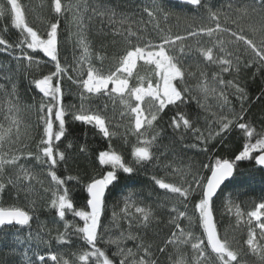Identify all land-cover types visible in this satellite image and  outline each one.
<instances>
[{"label":"snow or ice","instance_id":"snow-or-ice-1","mask_svg":"<svg viewBox=\"0 0 264 264\" xmlns=\"http://www.w3.org/2000/svg\"><path fill=\"white\" fill-rule=\"evenodd\" d=\"M183 2L193 8L204 6L203 0H183ZM152 8L159 10L156 0H152ZM52 10L55 16L47 24L43 33L29 25L26 7L20 0H6V4H0V20L7 17L11 26L20 33V38L14 46L20 50V55L13 56V59L17 61L16 74L23 71L25 75H28V70L33 65L39 66L40 64L39 60L24 51L25 48L31 50L32 53H42L50 62L54 63V71L41 78H33L31 81L34 90L42 94L41 102L37 106V114L42 121V135L37 153L34 155L27 152L24 158L31 159L34 155L38 163L47 165V176L50 177V181L54 185L50 208L55 210L56 217H58V220L54 219L53 223L62 222L64 229L57 235V242L69 245L71 243L69 230L74 228L75 233L81 235L87 249L78 254L72 253L76 257L75 261L66 259L59 252L49 250L44 254L32 250L31 242L34 239L41 240L39 236L34 237L31 231V222L34 219L32 212L25 207L0 205V233H3L4 230H16L12 233L13 244L16 247L9 248L5 258L0 259V264H49L50 261L52 264H115V261L99 246L101 242H104L103 236L99 234L101 217L105 212L106 192L110 186L119 182L121 173L131 175L134 168L125 162L121 154L111 150V139L118 134L114 125L125 119L128 120V131H131L141 144V146L134 147L132 152L137 164L156 161L155 153L161 150L162 134L167 133L166 130H159V125L154 122L158 118L162 119L160 114L169 108V105L179 109L180 104L189 103L193 99L189 95L190 88L180 87L181 84L186 83V70L181 63V57L185 52L182 42L186 41L188 37L202 35L213 37L214 34L217 36L215 44L211 47H200L198 51L204 61L219 64L222 72H230L234 69L239 74L242 53L247 57L243 62V67L255 66L257 71L264 75V0H252L243 8H239L237 10L238 18L232 20L234 28L227 26V17L225 26L222 27L218 14L209 8V19L214 23V27H201L198 30L190 31L187 36H165L160 43L156 44L151 41L141 42L136 32L129 27L126 29V39L130 42L132 37H136L137 42L120 55L115 71H110L107 74L102 73L88 60L89 48L82 34V13L88 11L87 3L85 2L81 6L73 5L70 2L65 4L62 3V0H52ZM68 11H73V20L78 24V32H80L78 43L84 54L79 60H76V65H74V70L77 71L79 78H74L68 67L62 66L59 58L60 17ZM144 11L150 18L155 19L157 13L151 8L146 7ZM92 12L94 14L98 12L101 16L111 13L112 18L116 16L113 9L105 8L101 11L100 8L94 7ZM252 17L256 18V22L248 24L246 31L244 24L240 21ZM125 20V17H121L122 26ZM2 31L7 32V27ZM113 31L117 35L120 34L115 28ZM220 36H226L227 39H220ZM177 42H181V44ZM229 45H236V51H232ZM0 46H3L0 48V52H8L9 55H12L9 50L13 48V45L9 44L2 35H0ZM176 49H178L179 55L176 54ZM101 59L103 58L101 57ZM85 61H87L86 68L84 67ZM140 61H143L145 65L152 66V74L147 78L138 76V81L130 86L133 70ZM201 76L206 78L205 73H201ZM4 78L10 82L13 80L11 73L5 75ZM65 78L79 90V105L68 107L63 105L65 89L62 81ZM212 79L221 86H231L235 90L234 94L241 100L246 97L245 89L238 82L225 81L219 74H214ZM110 85L111 87H109ZM199 87L204 93L205 100L210 93H217L216 88H210L206 82L200 84ZM3 89L4 86L0 85V90ZM4 97L7 113L3 118L9 123L7 127L0 124V176L4 174L6 166H11L16 174L14 178L10 177L6 183L0 181V197H3L6 190L11 191L8 189V185H11L12 189H29L33 187L31 182L37 179L36 174L30 168L20 163L22 156L16 155L11 148L8 152L4 151L6 144L10 145L14 139H18L20 131L19 113L21 109L14 82H12L11 92L4 91ZM217 101L218 107L221 108L229 103L228 97L224 93V87L219 89ZM197 104L207 110V106L201 104L199 99H197ZM118 105H123L126 111H118ZM69 113L74 121L92 126L97 134L109 140V150H92L94 159L98 161L99 172L90 177L89 182L84 185L83 190L86 192V196L83 197V205L80 207L74 203L71 190L66 186L67 181L74 177L68 176L66 179H62L56 171L59 165L67 164L73 151L85 154L90 150L86 143L74 144L68 140L65 117ZM117 115H119L120 121L116 120ZM233 115L234 119L220 116L219 131L215 132V137L223 140L224 134L231 133L236 129L240 130L243 137L241 147L232 157H213L209 163H202L198 169L191 164L186 168H173V173L179 172L185 177L191 175L190 181L185 178L179 186L154 177L155 183L160 189L177 194L179 198H182L181 203L185 209L189 201L194 202L192 216L175 206L169 211L170 222L178 232H173L165 246L161 247L159 251L167 254L168 245L178 249L180 244H190L194 253L193 260L186 261L183 254L178 251L174 258V264H247L244 257L249 254L257 258L259 264H264V201L258 203L254 210L247 213L248 223L251 225L255 220V228L260 231L258 240L256 231L249 230L245 241L247 250L244 252L233 248L227 237L220 234L214 219V198H219L223 188L227 187L226 182L231 183L234 180L237 170L242 164L249 163L254 167L259 166V169L264 171V121H261V128L258 131L254 124L246 121L243 112ZM198 119L199 116L193 120L190 116L183 114L179 115L178 119L175 116L172 118L169 126L173 129L174 134H179V141L175 135L173 136V145L182 142L184 132L191 130L195 139L201 142V151L210 153L207 144L214 137L211 133L204 136L201 129L195 126ZM54 125L56 126L55 131ZM13 128L16 129L15 137ZM197 146L196 144H184L186 149ZM165 148L166 151L161 152L165 158L168 149L171 150L173 156L178 155L174 147L165 146ZM97 151L98 155H95ZM203 172L207 174H202ZM47 190L45 189V191ZM132 206L129 199H126L121 218L128 224L127 231H122L119 237L109 239L107 243L116 245L118 254L121 256L119 264H159L158 261L151 258V245L146 246L143 238L133 231L134 228L144 230L150 228L155 219L154 214L146 206H135L134 213H131L128 209ZM68 213L73 217H78L83 222L82 226H76L66 220ZM241 215L237 206V218ZM113 217L115 223V212ZM194 218L198 220L202 236H194L191 231L181 227L182 219H187L191 225ZM25 229H27L26 236L22 234ZM125 239L140 240L137 252L142 250L143 255L137 256L132 249L123 248L121 241ZM26 242L29 246L20 251L19 245ZM41 242L44 241L41 240ZM8 257H19L20 259L9 260Z\"/></svg>","mask_w":264,"mask_h":264},{"label":"trees","instance_id":"trees-1","mask_svg":"<svg viewBox=\"0 0 264 264\" xmlns=\"http://www.w3.org/2000/svg\"><path fill=\"white\" fill-rule=\"evenodd\" d=\"M20 2L26 7L29 25L43 33L47 28V24L55 16L52 10V0H20ZM69 2L81 6H83V3H87L88 11L82 13V34L89 48L88 60L102 73L107 74L110 71H115L120 55L137 42L136 37H132L130 42L126 39V29L129 27L136 32L141 42L151 41L156 44L160 43L165 36H187L190 31L198 30L201 27H214V23L209 19V8H211L212 11L218 14L222 27L225 26V18L227 17V26L234 28L235 25L232 24V20L238 18L239 13L237 10L251 3L252 0H203L204 6L201 8L156 0L159 10L152 8V0H62V3L65 4ZM0 4H6V0H0ZM94 7L100 8L101 11L105 8L113 9L116 16L112 18L111 13L104 16L99 15L98 12L94 14L92 12ZM146 7L157 13L155 19L147 15L144 11ZM121 17L126 18L123 26L120 23ZM60 21L59 58L62 66L68 67L74 78H79L77 71L74 70V65H76V60H79L84 54L78 43L80 32H78L77 22L73 20V11L66 12L60 17ZM255 22V17L240 21L244 24L246 31L248 30L247 25ZM5 27L8 29L7 32L2 31ZM114 28L120 33L119 35L115 34ZM0 35L9 44L13 45V48L9 50L12 55H9L8 52H0V85L4 86V89L0 90V124L7 127L9 123L3 118L7 113L4 91L11 92L12 82L16 85V93L19 97L21 109L19 113L21 120L19 137L14 139L10 145L6 144L4 151L8 152L11 148L16 155L22 156L20 163L30 168L37 176V179L31 182L33 187L29 189H12V186L8 185V189H11V191L6 190L3 197H0V205L25 207L32 212L34 216L31 222L33 236H39L42 241L46 242L34 239L31 242L32 250L44 254L49 250L59 252L66 259L75 261L76 257L72 253L78 254L80 251L86 250L87 246L81 239V235L75 233L74 228L69 230L71 240L69 245H62L57 242V235L62 233L64 229L62 222L59 224L53 223L54 219L58 220L55 210L50 208L54 185L51 183L50 177L47 176V165L38 163L34 158L42 135V121L37 114V106L41 102L42 94L34 90L31 81L33 78H41L43 75L54 71V63L50 62L42 53H32L31 50L25 48L24 51L39 60L40 64L39 66L33 65L28 70V75H25L23 71L16 74L17 61L13 59V56L20 55V50L14 47L20 38V33L11 26L7 17L0 20ZM216 39L215 34L213 37L202 35L188 37L186 41L182 42L185 52L181 57V63L186 70V83L181 84L180 87L190 88L189 95L193 99L189 103L180 104L179 109L169 105V108H166L160 114L162 119L158 118L154 122L159 125V130H166L167 133L162 134L161 150L155 153L157 159L154 163L137 164L135 162L132 152L134 147L141 146V144L137 137L131 131H128L129 122L127 119L114 125L118 134L111 139V150L121 154L125 162L134 168L131 175L121 173L119 182L115 183L114 186H110L106 192L105 212L101 217L99 234L103 236L104 242H101L99 246L115 261V264H119L121 256L118 254L116 245L109 244L107 241L119 237L122 231L126 232L128 229L127 222L121 218L126 199H129V202L133 205L128 209L129 212L134 213L135 206H146L154 214L155 219L152 221L150 228L147 230L133 229L134 233L143 238L146 246L151 245V258L158 261L159 264H174V258L179 251L186 261H192L194 253L190 244H180L178 249L168 245L167 254L161 253L159 249L165 246L173 232H178L170 222V209L175 206L192 216L194 202L189 201L185 209L181 203L182 198H179L177 194L160 189L155 183L154 177L179 186L185 178L190 181L191 175L185 177L179 172L173 173V168H186L187 165L191 164L198 169L202 163H209L213 157H232L237 149L241 147L242 133L239 129H236L231 133L224 134L223 140L215 137V132L219 131L220 127V116L234 119V113L243 112L246 121L254 124L258 131L261 128V121H264V75L257 71L255 66L244 68L243 62L247 57L242 53L239 74L234 69L230 72H222L219 64L204 61L198 49L200 47H211L215 44ZM220 39L226 40L227 37L220 36ZM177 43L181 44V42ZM2 47L0 46V48ZM229 47L232 51H236V45H229ZM175 51L179 55L178 49ZM21 67L23 68V64ZM84 67H87V61L84 62ZM9 73L13 77L11 82L4 78ZM201 73H205L206 78L202 77ZM151 74L152 66L145 65L143 61L138 62L133 70V79L130 81V86L138 81V76L147 78ZM214 74H219L225 81L238 82L245 89L246 97L241 100L234 94L235 90L231 86L219 85L212 79ZM204 82L210 88L214 87L217 90L216 94L210 93L207 100L204 99V93L199 87ZM62 84L65 89L63 105L65 107L79 105V90L77 87L66 78L62 81ZM221 87H224V93L229 101L223 108L218 107L217 101V95ZM197 99L200 100L201 104L207 106V110L197 104ZM117 109L118 111H126L123 105H118ZM181 114L190 116L193 120H196L199 116L195 126L201 129L204 136L211 133L214 137L207 144L210 153L201 151V142L195 139L191 130L184 132L182 142L173 145V136L175 135L177 141H179V134H174L169 125L174 116L178 119ZM65 119L68 140L74 144L86 143L90 149L85 154L73 151L67 164H61L56 169L57 175L62 179H66L68 176L74 177V179L67 181L66 186L71 190L74 203L80 207L83 205V197L86 196V192L83 190L84 185L89 182L90 177L97 175L99 172L98 161L94 159L92 150H109V140L97 134L92 126L74 121L70 113ZM116 120L120 121L119 115H117ZM55 127L54 125V131ZM181 131H183V128H181ZM15 134L16 129L13 128L14 137ZM185 143L198 146L186 149L184 148ZM165 146L174 147L178 155L173 156L171 150L168 149L165 158V155L161 154V152L166 151ZM27 152L33 153V158H24ZM95 155H98V151ZM167 165H170V167H167ZM15 174V170L11 166H6L4 174L0 176V181L6 183L10 177L14 178ZM202 174L207 173L203 172ZM226 183L227 187L223 188L219 198L214 199V219L220 234L227 237L233 248L244 252L247 250L245 241L248 232L242 223L238 222L236 216L230 212L228 203L235 206V208L238 206L243 215H247L249 211L254 210L258 203L264 201V171H261L258 166L254 167L249 163H244L238 168L234 180L231 183ZM45 189L48 190L45 191ZM114 212L116 213L115 223ZM66 220L76 226H82L83 224L78 217H73L70 213L66 214ZM180 224L181 227L191 231L194 236H202V229L195 218L191 225H189L187 219H182ZM15 231V229L4 230L3 233H0V259L5 258L9 248L16 247L13 244L12 236ZM259 231V229L256 231L258 240ZM22 234L26 236L27 229ZM139 243L140 240L125 239L121 241V246L125 249H132L137 256H141L143 251L137 252ZM28 246V242L19 245V250L23 251ZM8 259L19 260L20 258L8 257ZM244 259L247 264H259V260L250 254L245 256ZM49 264H52V262L50 261Z\"/></svg>","mask_w":264,"mask_h":264},{"label":"rangeland","instance_id":"rangeland-1","mask_svg":"<svg viewBox=\"0 0 264 264\" xmlns=\"http://www.w3.org/2000/svg\"><path fill=\"white\" fill-rule=\"evenodd\" d=\"M228 204H229L230 212L236 216V208H235V206H233L230 203H228ZM236 218H237V216H236ZM237 220H238V222L242 223V225L247 229V232H249L250 229H254L255 231H257V229H258V228H255V224H256L255 220L252 221L251 225L248 223V216L247 215H243L242 214L239 218H237Z\"/></svg>","mask_w":264,"mask_h":264},{"label":"water","instance_id":"water-1","mask_svg":"<svg viewBox=\"0 0 264 264\" xmlns=\"http://www.w3.org/2000/svg\"><path fill=\"white\" fill-rule=\"evenodd\" d=\"M164 1H170V2H175V3H180V4H184V5H187V6H191V5H188L186 3L183 2V0H164ZM192 7V6H191ZM259 167V166H258ZM223 187V186H222ZM215 199V198H214Z\"/></svg>","mask_w":264,"mask_h":264}]
</instances>
